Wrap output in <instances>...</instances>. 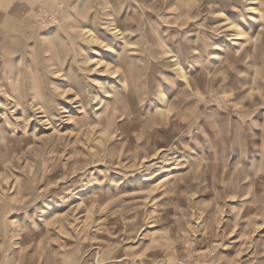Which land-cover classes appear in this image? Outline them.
<instances>
[{
    "label": "rangeland",
    "instance_id": "rangeland-1",
    "mask_svg": "<svg viewBox=\"0 0 264 264\" xmlns=\"http://www.w3.org/2000/svg\"><path fill=\"white\" fill-rule=\"evenodd\" d=\"M0 264H264V0H0Z\"/></svg>",
    "mask_w": 264,
    "mask_h": 264
}]
</instances>
